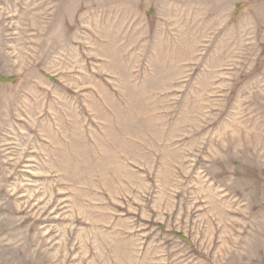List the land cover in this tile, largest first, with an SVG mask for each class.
Masks as SVG:
<instances>
[{
	"label": "rangeland",
	"instance_id": "rangeland-1",
	"mask_svg": "<svg viewBox=\"0 0 264 264\" xmlns=\"http://www.w3.org/2000/svg\"><path fill=\"white\" fill-rule=\"evenodd\" d=\"M0 264H264V0H0Z\"/></svg>",
	"mask_w": 264,
	"mask_h": 264
}]
</instances>
